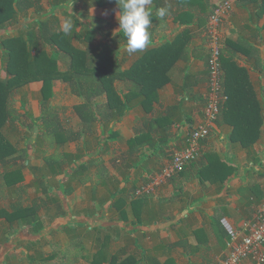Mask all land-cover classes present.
Listing matches in <instances>:
<instances>
[{
  "label": "crops",
  "instance_id": "1",
  "mask_svg": "<svg viewBox=\"0 0 264 264\" xmlns=\"http://www.w3.org/2000/svg\"><path fill=\"white\" fill-rule=\"evenodd\" d=\"M206 1L153 0L152 11L166 7L169 14L152 20L150 45L132 54L125 50L123 33H117L119 9L112 0L107 6L78 0L71 18L60 11L53 14V1L50 5L40 3L44 9L40 18L55 15L61 20L60 29L65 19H78L79 26L73 23L71 35L79 46H86L88 29L96 33L97 43L107 42L124 72L149 50L165 47L188 31L174 51L168 52L174 54L175 61L167 72L164 64L171 58L163 61L161 52L155 58L159 64L156 80L168 78V82L152 106H144L143 97H133L132 108L118 122L97 124L93 132L75 142H64L61 135L57 141L51 140L37 126L31 131V118L42 116L44 84H30L27 102L17 108L24 117L29 116V132H5L16 128V121L9 122L2 132L10 144L5 150L10 155L0 161V219L6 221L5 214L18 206L32 210L15 223L6 221V227L0 229V264H220L232 245L230 231L237 243L244 239L245 225L255 220L264 204V176L253 172L255 162L264 160V134L250 148L234 144L233 126L220 114L210 137L201 142L203 155L195 166L190 164L171 178L162 175L173 154L188 145L192 131L204 120L209 92L205 23L213 6L226 0H211L208 13ZM229 1L233 8L221 27L225 64L222 109L228 101L226 87L238 93L239 102L264 107L261 0ZM29 16V20L38 16L35 9ZM11 31L13 28L8 34ZM104 74L114 78L111 73ZM113 84L125 97L134 89L127 74L114 79ZM73 96L79 99L75 103L60 105L55 98L50 105L61 121H71L72 128L80 131L82 124L74 107L84 100ZM11 103L16 115V91ZM72 120L80 127H74ZM210 154L219 155L235 169L225 184L214 178H195L203 156ZM54 159L59 160L55 167L62 168L57 177L49 170L48 163ZM81 164H88L84 173L78 170ZM6 175L11 186H7ZM142 189L145 191L138 195ZM241 264L257 262L250 258Z\"/></svg>",
  "mask_w": 264,
  "mask_h": 264
},
{
  "label": "trees",
  "instance_id": "2",
  "mask_svg": "<svg viewBox=\"0 0 264 264\" xmlns=\"http://www.w3.org/2000/svg\"><path fill=\"white\" fill-rule=\"evenodd\" d=\"M54 1L55 3L51 5L54 9L53 14L59 8L67 7L68 9L73 6L76 8L78 3V0ZM81 1L86 2L87 0ZM92 1L98 6H107L110 2V0ZM210 1L205 2L204 10L207 13L210 11ZM70 3L72 5H69ZM110 3L116 2L112 0ZM31 9H35L38 16L29 20ZM155 9L152 11V20L156 18ZM43 11L39 0H0V61L1 70L6 74V77H0V161L10 155L5 151L10 149V144L4 140L2 134L5 126L15 121L25 124L24 119L14 115L11 109L12 95L15 91L33 82H43L42 116L38 120L31 118L33 124L31 131L33 132L37 126L38 131L46 132L51 140L57 141L61 135L64 142H75L84 134L93 132L97 124L108 125L118 122L132 108L131 98L133 97H143V105L152 106L157 101L159 90L168 82V78L156 80L155 72L159 64L156 63L155 58L158 52H161L160 55L164 54L163 61L168 62L171 58V61L164 64L167 72L175 61V58L172 59L174 54L171 55L168 52L174 51V46L179 44L182 35L188 31L185 30L174 41L164 45L165 47L149 50L130 71L124 72L115 59L114 50L109 48L107 42L97 43L95 41L96 33L88 29L86 36H89V39H86V46L73 47L74 37L71 34L65 35L61 31V20L55 15L48 19L40 18ZM212 11L205 23L207 28ZM260 12L264 14V0H261ZM65 16L71 18L72 14H65ZM22 18L25 19L22 33L18 36L8 35V31L18 25ZM72 19L74 24L79 26L78 19L74 17ZM58 42L62 44V48L57 45ZM223 67L225 68V64ZM105 72L111 73L114 78H107ZM126 74L132 78L134 83V89L128 97L123 96L113 84L114 79ZM56 79L67 81L73 95L84 100V103L74 107V113L82 124L80 131L72 128L71 121L67 120V123L61 121L59 112L53 110L50 105ZM229 89L225 88L228 101L225 108H221L220 114L225 123L233 126L231 141L234 144H240L243 148H250L264 134V107L260 103L249 105L246 101L245 103L239 102L236 96L238 93H233ZM25 117L29 119V116ZM203 157L204 163L198 168L199 170L196 168L195 178H214L225 184L234 174L235 169L225 163L219 155L210 154ZM258 162H255L253 172L264 176V160ZM48 164L50 172L57 177L62 170L59 166V169L55 167V164L59 165V160L54 159ZM195 164L194 162L191 166ZM79 169L83 173L86 172L88 164H81L78 166ZM186 169L187 167L181 172ZM11 183L8 179L7 186H11ZM33 209L37 212L36 207ZM31 210L32 208L18 206L12 210V213L5 214L6 221L15 223L18 219H24L23 215Z\"/></svg>",
  "mask_w": 264,
  "mask_h": 264
},
{
  "label": "built area",
  "instance_id": "3",
  "mask_svg": "<svg viewBox=\"0 0 264 264\" xmlns=\"http://www.w3.org/2000/svg\"><path fill=\"white\" fill-rule=\"evenodd\" d=\"M233 8L232 1L226 0L214 5L208 23L209 42V92L204 109L202 124L192 131L188 145L173 154L169 164L163 169V177L171 178L201 157V142L208 139L221 113L224 94V68L222 64V24ZM145 190L138 191L141 195ZM244 239L237 243L231 230L232 245L220 264H241L246 259H254L264 264V204L253 222L244 227Z\"/></svg>",
  "mask_w": 264,
  "mask_h": 264
},
{
  "label": "clouds",
  "instance_id": "4",
  "mask_svg": "<svg viewBox=\"0 0 264 264\" xmlns=\"http://www.w3.org/2000/svg\"><path fill=\"white\" fill-rule=\"evenodd\" d=\"M119 11L116 18L119 24L117 33L122 32L125 50L132 54L146 49L151 43L152 5L153 0H115ZM155 14L164 19L169 13L166 7H158ZM74 21L65 19L61 31L65 35L72 32Z\"/></svg>",
  "mask_w": 264,
  "mask_h": 264
},
{
  "label": "rangeland",
  "instance_id": "5",
  "mask_svg": "<svg viewBox=\"0 0 264 264\" xmlns=\"http://www.w3.org/2000/svg\"><path fill=\"white\" fill-rule=\"evenodd\" d=\"M40 3L42 2L43 4L47 3V4H51L52 1L53 3H55L54 0H39ZM69 5H72V3H70ZM67 7L65 8H62V9H58V10H55L57 11V13H60L62 16H64L65 14L69 13L70 14V11L72 10V12L75 11V6H73L72 8H68L67 10H65ZM70 9V10H69ZM32 14L34 12H31ZM44 13V11H43ZM102 13H107V11H103ZM30 17V16H29ZM65 17V16H64ZM24 18H22L21 23L19 25H15L13 27V31L9 32L8 35L10 36H18L22 33V30H23V25H24ZM72 46L73 47H79V44L78 43H75V41L73 40L72 42ZM60 48H62V44H60V42H58L57 44ZM64 46V45H63ZM67 47V46H65ZM1 52V51H0ZM1 61H0V77H6V74L1 70ZM33 83H41V82H33ZM33 83H30V84H33ZM43 83V82H42ZM30 84L24 86L23 88L19 89L18 91H16V103L13 104V108L16 106V115L19 116V118L21 119H24L25 121V124H20L18 126V124L16 123V128H6L5 132H29L28 131V128L26 125H30L31 122L29 121L30 119L24 117V115L20 114V112L18 111V107H22V103L23 102H27V98L29 96V94L32 92L31 91V87H30ZM68 82L65 81L64 79H56L54 81V88H53V96L52 98L50 99L51 102L54 101V99L56 98L59 102H57V100L55 102H57L56 104H60L62 105L63 103H69V104H72V103H75L76 101H78L79 99L75 98L73 96V94L71 93L70 89H69V86H68ZM55 92H57V95L54 97L55 95ZM52 106V105H51ZM26 107V106H24ZM19 108V109H20ZM15 114V112H14ZM73 122V126L74 127H80V125L77 124L76 121L72 120ZM101 132H104V129L101 128L100 130ZM3 132H4V129H3ZM6 207H8V205H6ZM6 221H4V218L1 220L0 219V229L2 230L4 227H6V224H5ZM7 223V222H6ZM1 232V231H0Z\"/></svg>",
  "mask_w": 264,
  "mask_h": 264
}]
</instances>
